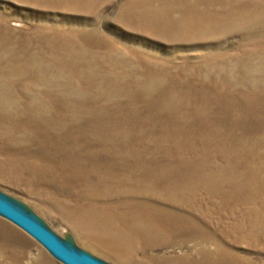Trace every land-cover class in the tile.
<instances>
[{
    "label": "rangeland",
    "instance_id": "rangeland-1",
    "mask_svg": "<svg viewBox=\"0 0 264 264\" xmlns=\"http://www.w3.org/2000/svg\"><path fill=\"white\" fill-rule=\"evenodd\" d=\"M0 193L109 264H264V0H0ZM92 208L163 231L121 260ZM0 264L63 263L0 215Z\"/></svg>",
    "mask_w": 264,
    "mask_h": 264
},
{
    "label": "bare ground",
    "instance_id": "bare-ground-1",
    "mask_svg": "<svg viewBox=\"0 0 264 264\" xmlns=\"http://www.w3.org/2000/svg\"><path fill=\"white\" fill-rule=\"evenodd\" d=\"M99 215L101 219L96 218V216ZM119 222L122 224L118 225ZM79 223L83 224V226L89 230L93 229L92 231H94L95 229H99L103 234L106 233L107 235L105 236L103 234H97V236H95L94 234H89V232H87L88 235L84 236L87 237L91 244L108 254L117 256L121 260L125 257L123 250L132 249L135 251L136 248H138V238L141 236L146 238L155 237V235L159 234V230H161V233L163 231V225L157 224L155 218H150L146 213H136L132 217L130 213L126 215L125 213H120L114 209H104L101 211L94 208L89 209L88 215L80 218ZM108 235H110V237ZM122 237L127 239H125V241H127L125 243L127 245L126 248L121 246V241L115 239Z\"/></svg>",
    "mask_w": 264,
    "mask_h": 264
},
{
    "label": "water",
    "instance_id": "water-1",
    "mask_svg": "<svg viewBox=\"0 0 264 264\" xmlns=\"http://www.w3.org/2000/svg\"><path fill=\"white\" fill-rule=\"evenodd\" d=\"M0 215L28 233L63 264H109L61 238L37 215L2 193H0Z\"/></svg>",
    "mask_w": 264,
    "mask_h": 264
}]
</instances>
